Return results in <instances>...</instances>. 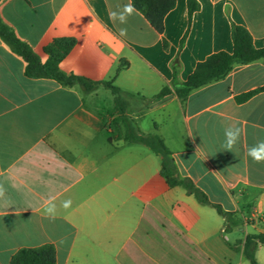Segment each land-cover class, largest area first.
<instances>
[{"label": "crops", "instance_id": "1", "mask_svg": "<svg viewBox=\"0 0 264 264\" xmlns=\"http://www.w3.org/2000/svg\"><path fill=\"white\" fill-rule=\"evenodd\" d=\"M197 1L190 19L188 0H176L160 34L137 10L126 25L109 19L129 0H0V19L42 64L54 40L73 38L60 70L112 82L123 98L117 104L104 86L30 78L0 37V264L47 244L57 264H251L243 249L248 235L264 233V163L247 152L264 140V90L237 98L264 88V59L235 66L185 102L175 90L209 56L233 53V24L264 48V0ZM165 88L172 94L155 99ZM228 126L241 129L233 151L223 149ZM130 131L162 139L178 176L211 205L170 187L162 156L127 141ZM49 199L54 218L43 210ZM68 199L70 208L59 207ZM256 259L264 264V246Z\"/></svg>", "mask_w": 264, "mask_h": 264}, {"label": "trees", "instance_id": "2", "mask_svg": "<svg viewBox=\"0 0 264 264\" xmlns=\"http://www.w3.org/2000/svg\"><path fill=\"white\" fill-rule=\"evenodd\" d=\"M137 11L145 16L151 26L160 34L165 32V17L175 8L176 0H132ZM189 17L200 9L197 0H188ZM0 37L12 48V50L24 58L27 63L26 75L30 78H50L59 82L65 87H72L80 84L86 91H93L99 86L110 89L115 95L116 103L120 105L123 101L121 90L112 82H92L88 79L66 75L60 70L61 61L70 53L76 44L73 38H59L46 47L49 60L42 64L39 57L32 48L16 37L14 32L0 19ZM232 38L234 43L233 53L220 52L209 56L204 62L197 65L194 73L180 87H176V95L182 102H185L189 95L204 86L215 81L224 79L237 65H246L264 59V48L257 49L253 43V36L250 31L240 25L233 24ZM167 42L165 41V47ZM124 63L118 68L120 71ZM264 88L249 92L237 98L238 102H245ZM172 91L163 89L155 99L161 100ZM127 141L138 142L150 147L155 153L162 156L161 175L170 187H183L190 195L204 205H211L208 196L200 190L190 179H182L178 176L176 166L170 156V152L162 139L155 135H144L142 133H130ZM218 212L227 217L229 224L233 218L232 214L223 213L219 206ZM231 226V225H230ZM229 226V227H230ZM230 245V244H229ZM264 246V233L248 235L244 242L243 255L251 264H259L256 259V251ZM236 249L235 246L230 245ZM10 264H57V250L54 245L47 244L37 248L20 249L10 261Z\"/></svg>", "mask_w": 264, "mask_h": 264}, {"label": "clouds", "instance_id": "3", "mask_svg": "<svg viewBox=\"0 0 264 264\" xmlns=\"http://www.w3.org/2000/svg\"><path fill=\"white\" fill-rule=\"evenodd\" d=\"M136 12L134 4L129 0L128 3L123 5H117L116 8L109 13V19L113 23H118L120 25H126L128 18L131 17ZM127 28H120V35L126 36ZM241 135V129L238 126H228L224 129L225 141L223 144V149L227 151H233L235 146L238 144ZM247 155L255 163H264V140L257 142L248 149ZM6 189L2 184H0V199L4 198ZM72 205L70 199L61 202L59 207L63 209H68ZM43 210L45 214L51 218H54L58 211V206L54 199H49L44 202Z\"/></svg>", "mask_w": 264, "mask_h": 264}]
</instances>
